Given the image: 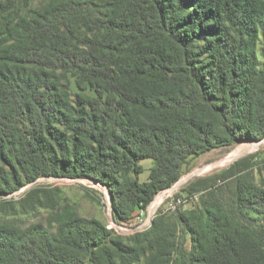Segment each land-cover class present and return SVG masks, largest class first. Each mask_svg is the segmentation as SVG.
Returning <instances> with one entry per match:
<instances>
[{"label": "trees", "instance_id": "1", "mask_svg": "<svg viewBox=\"0 0 264 264\" xmlns=\"http://www.w3.org/2000/svg\"><path fill=\"white\" fill-rule=\"evenodd\" d=\"M262 139L264 0H0L2 203L41 177L87 178L130 226L201 155ZM217 179L195 183L200 208L127 239L32 188L20 212L50 216L0 222V264H264V187Z\"/></svg>", "mask_w": 264, "mask_h": 264}, {"label": "rangeland", "instance_id": "2", "mask_svg": "<svg viewBox=\"0 0 264 264\" xmlns=\"http://www.w3.org/2000/svg\"><path fill=\"white\" fill-rule=\"evenodd\" d=\"M45 1V0H42ZM239 163V165H238ZM144 166L146 170L141 176L142 180H146L152 166L151 160H145ZM237 164L238 166H235ZM235 166V167H234ZM240 169H246L244 172H238ZM251 172L257 184L264 187V139L259 141H244L234 146H226L215 148L193 161V163L186 167L182 178L174 185L173 188L166 189L156 196L154 207L157 208L162 202L161 195L166 193L165 199L160 207L155 212V216L161 212L167 213L176 223V218L168 212L171 201L176 193L180 190L183 192L181 198L185 201L178 206L183 212L195 210L201 207L203 195L209 190H195V183L198 181H205L217 176V181L210 189L224 184L228 181L234 180L240 174ZM177 185V186H176ZM32 188H60L64 195L63 204L74 208L81 216L85 218H98L109 223L113 220L111 213V203L108 200L109 191L106 186L87 178L70 179L58 177H41L33 183L24 186L22 189L14 194L3 195L6 204L2 203L0 199V222H6L16 226H28L36 222H46L50 216L51 208H37L35 210L23 213L20 212V205L17 203L23 199L27 192ZM159 196V197H158ZM153 201V202H154ZM153 202L149 206L143 223L140 219L133 223L132 229L126 225L118 224V234L124 239L133 236L135 232L142 231L147 228L146 223H150L152 214L150 209ZM1 208L5 209L3 211ZM154 216V217H155ZM153 217V219H154ZM147 219V221H146ZM146 222V223H145ZM122 226V228H121ZM178 229L180 231V238L184 241L186 249H190L191 242L189 236L186 234L185 227L178 222Z\"/></svg>", "mask_w": 264, "mask_h": 264}, {"label": "built area", "instance_id": "3", "mask_svg": "<svg viewBox=\"0 0 264 264\" xmlns=\"http://www.w3.org/2000/svg\"><path fill=\"white\" fill-rule=\"evenodd\" d=\"M174 186V185H173ZM173 186L171 187V188H173ZM169 189V188H168ZM164 191V190H163ZM161 193V192H160ZM108 197V200H110V202L109 203H112V199H111V196H110V193H109V195L107 196ZM156 198V197H155ZM172 200H175V202H173L172 204H171V206H170V208H169V211H171V212H175V211H177V209H178V206L180 205V204H182L184 201H185V199L184 198H181V197H178V198H173ZM171 200V201H172ZM154 201V200H153ZM152 201V202H153ZM151 205V204H150ZM149 208V207H148ZM148 210V209H147ZM147 212V211H146ZM111 213H112V207H111ZM155 214V213H154ZM152 215V217H151V219H150V223L148 222V223H146L145 225H147V228L151 225V223L153 222V217L155 216V215ZM144 216H145V214H144ZM143 216V217H144ZM143 217H140L139 219L141 220V222L143 223ZM155 218V217H154ZM146 221H147V219H146ZM120 225V224H119ZM128 228H130V229H132L131 227H132V225H130V226H128V225H126ZM107 227L109 228V229H111V230H114V231H116L117 233H119L118 232V229H117V227H118V223L113 219V220H110L109 221V223L107 224ZM121 228H122V226H121ZM146 228V229H147Z\"/></svg>", "mask_w": 264, "mask_h": 264}, {"label": "bare ground", "instance_id": "4", "mask_svg": "<svg viewBox=\"0 0 264 264\" xmlns=\"http://www.w3.org/2000/svg\"><path fill=\"white\" fill-rule=\"evenodd\" d=\"M159 196H160V194H159ZM158 196V197H159ZM165 196H167L166 195V193H163L162 195H161V197H159V198H162V202L159 204V206L157 207V208H155L154 207V204H155V202L158 200V198L153 202V205H152V207H151V209H150V213L153 215L156 211H157V209L160 207V205L163 203V201H164V199H165Z\"/></svg>", "mask_w": 264, "mask_h": 264}, {"label": "crops", "instance_id": "5", "mask_svg": "<svg viewBox=\"0 0 264 264\" xmlns=\"http://www.w3.org/2000/svg\"><path fill=\"white\" fill-rule=\"evenodd\" d=\"M147 161V160H146ZM143 163H144V161H143ZM142 176V175H141Z\"/></svg>", "mask_w": 264, "mask_h": 264}, {"label": "water", "instance_id": "6", "mask_svg": "<svg viewBox=\"0 0 264 264\" xmlns=\"http://www.w3.org/2000/svg\"><path fill=\"white\" fill-rule=\"evenodd\" d=\"M177 186V185H176ZM174 187V186H173ZM112 201V200H111Z\"/></svg>", "mask_w": 264, "mask_h": 264}]
</instances>
